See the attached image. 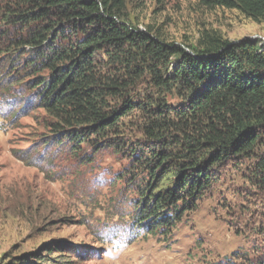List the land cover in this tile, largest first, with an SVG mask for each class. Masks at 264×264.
Instances as JSON below:
<instances>
[{"label":"rangeland","instance_id":"rangeland-1","mask_svg":"<svg viewBox=\"0 0 264 264\" xmlns=\"http://www.w3.org/2000/svg\"><path fill=\"white\" fill-rule=\"evenodd\" d=\"M126 13L134 27L188 51L206 35L264 46V20L201 0H127ZM1 52L0 264H264V146L214 166L195 207L149 232V222L139 224L154 179L139 160L149 145L141 112L100 146L74 147L26 79L9 77ZM140 89L158 91L149 82Z\"/></svg>","mask_w":264,"mask_h":264},{"label":"trees","instance_id":"trees-1","mask_svg":"<svg viewBox=\"0 0 264 264\" xmlns=\"http://www.w3.org/2000/svg\"><path fill=\"white\" fill-rule=\"evenodd\" d=\"M201 4L264 20V0ZM126 11L127 0H0V49L9 77L26 79L74 147L100 146L141 112L149 145L139 160L154 179L139 224L152 232L195 207L214 166L264 146V46L206 35L188 51L134 27ZM142 82L157 95L141 96Z\"/></svg>","mask_w":264,"mask_h":264}]
</instances>
